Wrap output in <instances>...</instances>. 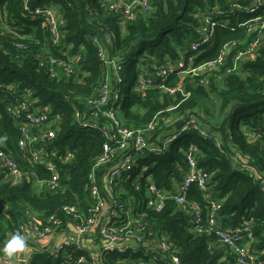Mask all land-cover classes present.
<instances>
[{
    "label": "trees",
    "instance_id": "obj_1",
    "mask_svg": "<svg viewBox=\"0 0 264 264\" xmlns=\"http://www.w3.org/2000/svg\"><path fill=\"white\" fill-rule=\"evenodd\" d=\"M248 2L152 0L153 8L149 13L141 14L122 27L117 17L103 9L101 0H29L32 10L55 7L64 19L61 40L53 45L43 21L24 13V0H0V11L8 13L7 22L14 32L0 34V86L13 87V91L0 90V152L17 162L22 174L19 180H12L0 168V174L4 175L0 181V245L9 233L19 231L23 234L22 227L41 225L54 215L63 228L70 222L63 214L64 206L86 211L91 202L88 176L107 141L101 130L91 123L101 127L111 124L102 116L96 117L93 106L88 104L95 96L94 91L105 81L106 70L93 39L104 38L108 28L112 44L107 46V53L121 68L122 82L111 81L123 94L118 109L121 124L141 129L156 118V130L148 135L154 145H159L167 133L190 120L196 121L209 134L206 138L198 130L185 131L163 153H149L141 159L140 163L149 166L147 175L151 182L160 191H175L189 171L188 155L195 150L198 167L211 177L208 194L212 201L221 202L219 224L234 228L253 220L254 247L264 261V43L253 59H246L237 71L226 74L225 69L233 63L235 51H232L223 68L217 70V76L209 77L206 84L199 82V77L180 79L172 74L167 84H182L189 94L186 99L180 93L174 96L164 93L159 88V79L154 82L157 87L148 88L144 94L137 92L140 75L153 77L160 66L169 65L183 55H195L190 52V46L199 40L202 16L210 8L230 11L232 5ZM237 15L218 16L217 21L227 20L233 26ZM231 28H217L209 49L199 52L201 54L198 53L194 61L198 64L214 59L224 44L247 37L244 28ZM17 44L23 48H18ZM69 46L73 47L72 53L82 51L74 75L59 72L57 77H52L39 67L40 58L60 57L59 52ZM29 93L32 107L48 109L50 121L42 125L43 130L51 123L56 130L55 138L35 147L58 167L59 189L53 193L45 185L37 184L33 176L48 182L52 173L19 148L23 139L20 124L25 119L15 110ZM211 94L215 97L214 110L207 107L213 100ZM170 106L177 108L167 111ZM76 112L80 113V119ZM68 153L73 156L63 161L58 159ZM111 164L98 171V179ZM131 176L132 180L136 173ZM146 188L145 183L141 192L130 188L128 193L130 200L139 203L137 214L143 217L146 242L141 251L145 252L146 247L155 248L166 240L173 244L180 264L233 263L229 252L215 247L218 246L215 237L194 233L189 213L173 200L167 201L160 212L148 207ZM187 201L201 207L206 223L211 215V200L196 184L187 191ZM141 251L114 253L100 264H126L128 260L147 259ZM65 253L74 259L83 255L74 248L66 249ZM64 260L63 257L52 260L42 252L35 255L32 264H62ZM155 263L170 264V258L155 260Z\"/></svg>",
    "mask_w": 264,
    "mask_h": 264
},
{
    "label": "built area",
    "instance_id": "obj_2",
    "mask_svg": "<svg viewBox=\"0 0 264 264\" xmlns=\"http://www.w3.org/2000/svg\"><path fill=\"white\" fill-rule=\"evenodd\" d=\"M101 3L103 9L119 19L122 27L135 21L141 14L149 13L153 8L152 0H101ZM22 7L24 13L30 15L32 19L43 21L51 35L53 45H58L62 37L61 28L65 24L59 10L55 7H37L32 10L29 0H24ZM233 13H238L233 26L227 20L217 21L218 16L228 17ZM7 18L8 13L0 11V34L14 33ZM230 27L232 30L244 28L247 37L227 42L219 50L216 58L197 64L194 60L199 52L209 49L216 29ZM198 33L199 40L190 46V52H194V56L183 55L169 65L160 66L153 77L147 74L140 75L137 92L144 94L148 88L157 87L154 82L155 79H159V88L164 93L170 96L180 93L186 99L189 94L185 92L182 84L177 86L167 84L170 76L175 74L180 79L199 77V82L206 84L209 77L217 76V70L220 67L223 68L232 51H235L233 63L225 69V73L231 74L237 71L240 63L246 59H253L264 43V0H249L246 4L236 3L231 6L230 11H222L217 7L210 8L202 16V25L198 28ZM254 35L255 37L249 43V38ZM93 43L106 70L105 81L97 91H94L95 96L88 101V104L93 106L96 117L102 116L111 124L101 127L98 123H91V126L101 130L107 139L103 145L102 155L88 176L91 202L86 211L76 206H64L63 214L69 218L70 222L63 228L60 225V219L55 215L41 225L22 227L23 234L28 237L25 250L11 259L0 255V264H32L35 255L42 252L52 260L63 257L65 260L62 264H100L103 259L114 253L140 252L143 250L142 245L146 242L143 234V217L137 214L139 203L130 200L128 193L130 188L141 192L145 183L148 207L160 212L165 209L167 201L173 200L178 207L189 213L194 233L215 237L218 244L215 247L229 252L233 259L232 264H264L261 254L254 247L256 240L252 234L253 220L245 221L234 228L219 224L221 202L212 201L210 198L208 193L211 177L204 169L198 167L195 150L192 149L188 155L189 171L176 186L175 191H160L151 182V177L147 175L149 166L140 163L141 159L147 157L149 153H163L185 131L195 129L206 138L209 134L196 121L190 120L177 130L167 133L159 145H154L148 135L156 130L158 123L156 118L145 128L124 127L118 117L123 94L120 88L117 89L111 84V81L121 83L122 77L117 60L110 58L107 53V46L112 44L109 29L106 28L104 38L96 37ZM242 45H246L245 48H241ZM17 47L23 48V45L17 44ZM72 50L73 47L69 46L59 52L60 57L40 58L39 67L46 69L52 77H57L59 72L68 76L74 75L82 58V51L72 53ZM0 90L13 91V87L1 85ZM30 96L31 93L28 94L27 99L19 102L15 110L17 114H23L25 119L20 124L23 139L19 148L28 153L33 162L45 166L52 173V178L48 182L39 181L35 175L33 176L37 184L45 185L47 190L53 193L59 189L58 167L44 158L42 150H37L35 147L45 140L55 138L56 130L52 123L43 130L42 125L50 121L48 109L32 107ZM176 108L177 106H170L167 111ZM9 110L12 111V108ZM76 116L79 119L81 117L77 112ZM83 125L87 126L85 123ZM32 127L38 129L33 130ZM71 156L73 155L68 153L65 157L61 156L58 159L63 161ZM110 163H112L111 168L98 179V171ZM0 168L6 171L12 180H19L22 176L18 163L3 152H0ZM133 173H136V177L131 180ZM192 184H196L208 200H211V215L206 223H204L201 207L187 201V191ZM68 248L81 251L83 255L74 259L70 254L65 253ZM145 249V252H141L149 260L144 258L128 260L129 263L126 264H156L155 260L168 257L170 264H180L173 244L166 240L159 242L155 248L146 247Z\"/></svg>",
    "mask_w": 264,
    "mask_h": 264
},
{
    "label": "clouds",
    "instance_id": "obj_3",
    "mask_svg": "<svg viewBox=\"0 0 264 264\" xmlns=\"http://www.w3.org/2000/svg\"><path fill=\"white\" fill-rule=\"evenodd\" d=\"M28 237L19 231L8 234L7 239L0 245V255L9 259L23 252L26 248Z\"/></svg>",
    "mask_w": 264,
    "mask_h": 264
},
{
    "label": "rangeland",
    "instance_id": "obj_4",
    "mask_svg": "<svg viewBox=\"0 0 264 264\" xmlns=\"http://www.w3.org/2000/svg\"><path fill=\"white\" fill-rule=\"evenodd\" d=\"M211 96H212V98H213V100L211 101V102H208L207 103V107H208V109H210V110H214L213 108H214V105H215V97H214V94H211Z\"/></svg>",
    "mask_w": 264,
    "mask_h": 264
},
{
    "label": "water",
    "instance_id": "obj_5",
    "mask_svg": "<svg viewBox=\"0 0 264 264\" xmlns=\"http://www.w3.org/2000/svg\"><path fill=\"white\" fill-rule=\"evenodd\" d=\"M4 175L3 174H0V181H2Z\"/></svg>",
    "mask_w": 264,
    "mask_h": 264
}]
</instances>
